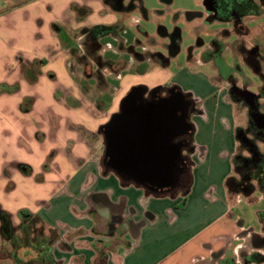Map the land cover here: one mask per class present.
<instances>
[{"label":"crops","instance_id":"0c3cea01","mask_svg":"<svg viewBox=\"0 0 264 264\" xmlns=\"http://www.w3.org/2000/svg\"><path fill=\"white\" fill-rule=\"evenodd\" d=\"M113 1L0 0V87L13 86L0 93V209L8 212L15 231L21 209L40 216L45 232L56 236L52 264H205L213 253L223 254L232 244L238 252L252 235H263L258 215L264 211V198L259 195L255 206L241 194L232 199L226 190L225 179L233 172L238 150L236 129L243 127L229 116L245 111L233 105L239 101L231 98L226 86L223 100L212 96V103L201 107L190 84L194 77H186L190 85L185 93L196 99L197 111L189 121L192 148L184 192H151L104 162L102 128L119 111L123 97L135 86L149 91L174 77L168 64L158 62L165 39L149 43L159 48L153 50L123 22L133 11L148 13L142 0H134L129 12L128 0L122 5ZM159 2L164 8L154 12H172L171 0ZM95 25L117 27L93 37L89 30ZM140 32L150 36L142 28ZM104 40L112 47L105 48ZM202 65L215 76L210 65ZM49 68L55 70V80L47 78ZM148 70L161 72L163 79L139 82ZM180 83L178 78V84L171 85L181 89ZM56 88L64 97H54ZM90 95L95 97L88 103ZM7 117L16 125L5 124ZM221 122L234 134L231 165L220 172L200 168L197 162L208 152L203 138ZM10 124L14 133L6 135ZM36 130L45 133L43 145ZM48 152L49 168L36 179ZM21 164L31 172L23 174ZM7 245L0 233V257Z\"/></svg>","mask_w":264,"mask_h":264},{"label":"rangeland","instance_id":"374dc122","mask_svg":"<svg viewBox=\"0 0 264 264\" xmlns=\"http://www.w3.org/2000/svg\"><path fill=\"white\" fill-rule=\"evenodd\" d=\"M139 1V0H138ZM203 1L204 0H171L170 8L172 12H165L163 11H156L154 12V9H161L164 8V4H160L159 0H142L145 8L148 10V13L141 14L138 11L131 12V15L128 18L123 19V22L126 26V29L132 31L138 38L142 39L144 43L146 44V41L144 39L148 40V44H146L148 47L152 48L153 50H159L157 46H151L149 43H154L156 40H161V28H165L167 33H174L176 32L175 29H178L179 37L177 38V43L179 45V49L177 50V53L174 57L170 58L168 65L166 66L167 69H169L172 73L173 81L166 83L167 85L171 84H178V78H180V84L181 90L184 92H187L190 84L194 87L193 89L196 92V97L199 99L201 107H203L207 103H212L211 97L213 96V99L216 97L220 100H223V95L226 93L224 90L225 86L227 87L230 84V81L234 80L239 84H245V86H248L252 89L257 88L259 79L257 75L253 74L251 70L248 69V67L245 66V63L242 61V59L238 56V53H236L235 48L232 54L231 49L233 50V46L231 45V39L235 40V36L231 35L229 41L227 43V49L224 52L226 61H229L230 63H233L232 66L234 68L237 67H243V70L246 72L243 75H240L237 73H225L224 75H221L220 73H217L214 71L215 76H212L211 73L208 72V69L205 68L202 63L203 59H201L202 54L205 50L209 49L212 50V47H210V40L212 38V33L214 29H220L221 25L220 23H214L212 25H207L203 20L194 17V19L188 20L187 13L188 12H198L200 10H203ZM128 2V1H127ZM141 2V3H142ZM165 9H168V7H165ZM260 21H263L261 18H255V20H252L250 22V25H257V29L260 31V35L263 34V26L260 25ZM259 25V26H258ZM144 29L150 36L146 38L143 33L140 32V29ZM255 31V30H254ZM259 32H258V36ZM198 38L201 39L202 43H198ZM247 44L253 43V41L248 42ZM110 41L104 40L105 48L112 47L109 43ZM231 48V49H230ZM191 54V57H190ZM205 64V63H204ZM67 67H69V60L66 61ZM148 67L150 65H147ZM150 70H152V67H150ZM149 73V74H148ZM195 74V75H192ZM47 78L50 80H55V70L52 68H49L46 72ZM164 74L161 72L158 74H155V72L149 70L144 74V79L139 77L138 81L143 83L148 82H154L155 80L161 81L163 79ZM187 76H193L194 81L190 84L186 81ZM142 83V84H143ZM5 84V83H4ZM3 85V87H0V93L2 90H8L9 87H13L10 85ZM117 85V81L113 82V84L110 86L111 92L115 90ZM161 85V83L159 84ZM7 87V88H4ZM9 91V90H8ZM228 91V90H227ZM202 93H207L203 95ZM65 94L59 90V88H56L54 91V97H64ZM33 97V96H32ZM95 95H90L87 97V102L94 100ZM34 98V99H33ZM32 100H35L36 97L34 96ZM233 99V98H232ZM235 100V99H233ZM78 101V100H77ZM84 101V99H82ZM33 104V101L31 102ZM233 105H239L242 108L245 109V111L240 114L239 110L235 111L234 113H231L230 119H237L242 126H246L248 124V115H247V107L244 104V102H235ZM231 104V108L233 106ZM236 107V106H235ZM196 115H192V117H188V121L193 120V117ZM226 116V115H224ZM223 116V117H224ZM110 118V117H109ZM227 118V117H226ZM109 120V119H108ZM8 122L15 124L12 122V119L10 117H7L4 119V123L7 124ZM193 123V121H191ZM194 124V123H193ZM16 125V124H15ZM232 130V129H230ZM228 128L226 125L221 122L220 127H215V131L212 134L206 135V138H203L204 140V148L208 150L206 153V158L203 160H200L197 162V166L200 168H212L219 170L222 169L225 165H231V159L232 152L234 149V134L232 132H227ZM6 135H12L14 133L13 128L11 124L9 126H6L5 130ZM35 136L39 140V144H44V138L45 133L42 130H36ZM257 144L262 152H264V142L257 141ZM239 148V145H238ZM54 149H52L50 152H52ZM50 152L47 153L45 157V161L40 166L41 170L39 169L38 172L35 173L36 179H41L43 175V171L45 169L49 168V160L52 158L50 156ZM243 154H247L246 151L243 152ZM49 155V156H48ZM217 172V173H218ZM211 176L212 174L209 173ZM10 187V186H9ZM184 187H180V189H177V192H184ZM259 188H257L251 195L248 196H241L246 197L248 202H255V206L259 204V195L264 198V192L260 191ZM153 192V191H151ZM230 196V194H229ZM232 199L235 200V196H230ZM233 213L236 215L239 214V211L234 208ZM259 217V215H258ZM255 221H257V218ZM253 220V219H252ZM251 222V221H250ZM247 224V223H246ZM252 223H249L251 225ZM254 224V223H253ZM248 226V225H247ZM261 233L264 234V223L261 222ZM248 232V231H247ZM246 234V231H245ZM241 233V235H245ZM262 236V235H261ZM263 248V247H262ZM9 249V246L7 245L4 250L7 251ZM251 242L250 239L246 242V245L244 248L239 249L237 252L235 246L232 244L231 247H228L226 251L222 254V257H232L236 260H241V253L243 252H251ZM261 251V249H259ZM262 252L264 253V248L262 249ZM5 262H0V264H3ZM10 263V262H8ZM256 264V263H255ZM264 264V263H263Z\"/></svg>","mask_w":264,"mask_h":264},{"label":"flooded vegetation","instance_id":"af4514ba","mask_svg":"<svg viewBox=\"0 0 264 264\" xmlns=\"http://www.w3.org/2000/svg\"><path fill=\"white\" fill-rule=\"evenodd\" d=\"M118 4L122 5V0H115ZM114 2V1H113ZM114 2V3H116ZM170 0H165L168 4ZM127 3V2H126ZM134 0H128L127 6L125 8L134 9ZM203 10L198 12H188V20L197 17L203 20L207 25H212L214 23H220L221 28L214 29L212 33V38L210 40V47L212 50H205L202 54L203 63L210 65V67L224 75L225 73H237L243 75L246 71L243 67L234 68L233 63L226 61L225 51L227 49V41L230 36L234 35L235 40L231 39V53H233L234 48L238 56L245 63V66L252 71L253 74L257 75L259 83L257 88L252 89L245 84H239L236 81H230L227 86L228 91L231 90V94L239 102H244L247 104L251 101L250 97L246 94V91L254 92L258 98L257 102L254 103L253 107L257 106L258 111L262 114L264 113V31L260 35V31L257 29V25H250L252 20L255 18H261L260 25L264 29V0H204ZM259 26V25H258ZM255 30V31H254ZM176 32L168 34L165 28H161V37L165 39L163 43V50L159 53L161 61L168 64L171 57H174L179 49L177 43L178 29ZM258 32L259 35L258 36ZM91 34V33H90ZM93 37L98 35L91 34ZM253 41L250 45L246 43ZM202 43L201 39L198 38V43ZM191 57V54H190ZM142 94L137 98V103L144 104L148 101L153 103L164 102L166 110H170L175 107V111L178 115H184L190 117L196 113L197 101L192 96L191 93L183 92L176 85H167L155 87L149 91L146 90L144 86L140 87ZM147 91V92H146ZM253 118L248 116V124L241 127L242 130L238 134L243 147L244 145H249L252 140L258 146L257 141L264 142V115L257 118L253 114ZM188 121V118H187ZM191 124V123H190ZM104 128V127H103ZM102 128V131L104 129ZM104 134V132H103ZM172 143L179 147V156L177 157L175 164L172 167V178L166 182L163 186L159 184H146V188L149 191H162L176 193L177 189L180 187H185L186 182L189 177V167L190 158L189 152L191 151V127L190 129L179 133L171 140ZM259 147V146H258ZM260 149V148H259ZM106 165L111 166L108 157L105 156L104 159ZM127 179L126 176H123ZM185 189V188H184ZM257 189V188H256ZM264 212L260 211L259 213ZM261 236L252 235L250 238L251 242V252L241 253V260L233 259L232 257H222V252L213 253L212 260L205 262V264H263L264 257L258 255H264L259 248L264 247L260 241ZM263 247V248H262Z\"/></svg>","mask_w":264,"mask_h":264},{"label":"water","instance_id":"95a60500","mask_svg":"<svg viewBox=\"0 0 264 264\" xmlns=\"http://www.w3.org/2000/svg\"><path fill=\"white\" fill-rule=\"evenodd\" d=\"M141 94L139 86L131 88L123 97L119 111L103 126L105 156L121 176L143 185L163 186L172 178V167L179 156V147L171 140L190 129L191 124L188 117L176 113L175 107L166 110L163 101L137 103ZM246 94L251 100L247 104L248 116L262 117L264 113L253 107L258 96L251 91Z\"/></svg>","mask_w":264,"mask_h":264},{"label":"trees","instance_id":"16d2710c","mask_svg":"<svg viewBox=\"0 0 264 264\" xmlns=\"http://www.w3.org/2000/svg\"><path fill=\"white\" fill-rule=\"evenodd\" d=\"M125 11L131 9L125 8ZM116 25H95L90 27L91 34L113 32ZM90 34V35H91ZM179 37V33L177 34ZM162 66L167 65L163 61H158ZM231 98H235L231 95ZM25 107H23L24 109ZM242 130L236 129V136ZM191 128V142H192ZM239 148L233 156V172L225 179V187L230 195L241 194L251 195L256 188L264 192V152L250 140L249 145L241 144L238 139ZM246 151L247 154H243ZM190 168V167H189ZM20 170L23 174L31 172L27 165L21 164ZM146 186V185H145ZM189 187V179L186 182L185 190ZM162 192V191H161ZM164 193V192H163ZM20 224L18 231H15L11 225L8 212L0 209V233L7 240L9 249L1 259H8V264H52L51 247L56 236L52 231L45 232L43 223L38 214H32L26 209L19 211ZM259 219L264 223V212L259 213ZM264 247V234L260 238ZM24 249L21 255L18 251ZM5 251V250H4ZM264 257V255H258Z\"/></svg>","mask_w":264,"mask_h":264}]
</instances>
